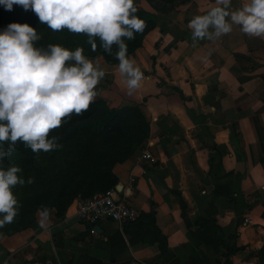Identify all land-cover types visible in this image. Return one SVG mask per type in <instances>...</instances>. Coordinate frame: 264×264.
Masks as SVG:
<instances>
[{
	"label": "crops",
	"instance_id": "0c3cea01",
	"mask_svg": "<svg viewBox=\"0 0 264 264\" xmlns=\"http://www.w3.org/2000/svg\"><path fill=\"white\" fill-rule=\"evenodd\" d=\"M215 3L145 6L156 23L130 55L143 73L131 92L119 64H105L101 96L115 107L138 104L150 122L146 145L113 167L117 196L139 218L92 228L75 198L63 211L39 212L34 225L0 231V264H261L264 36L234 25L194 41L190 19ZM145 150L154 161L140 159Z\"/></svg>",
	"mask_w": 264,
	"mask_h": 264
},
{
	"label": "clouds",
	"instance_id": "9594fccd",
	"mask_svg": "<svg viewBox=\"0 0 264 264\" xmlns=\"http://www.w3.org/2000/svg\"><path fill=\"white\" fill-rule=\"evenodd\" d=\"M231 4L232 0H216L203 14L193 16L188 24L192 39H216L234 25L250 36H264V0H246L239 8ZM0 5L6 10L14 5L30 9L54 31L85 33L93 51L96 37L106 51L117 45L119 71L129 92L140 86L143 73L127 55L124 40L145 27L144 19L136 15L135 0H0ZM39 39L37 28L27 22H11L0 30V162L18 140L34 152L61 147L49 133L65 118L90 107L105 75L82 46L71 49L55 43L45 48L36 44ZM20 171L18 165L0 166V227L18 211L13 187L25 183ZM43 215H48L47 209Z\"/></svg>",
	"mask_w": 264,
	"mask_h": 264
},
{
	"label": "trees",
	"instance_id": "16d2710c",
	"mask_svg": "<svg viewBox=\"0 0 264 264\" xmlns=\"http://www.w3.org/2000/svg\"><path fill=\"white\" fill-rule=\"evenodd\" d=\"M147 1L158 12L175 8V0H165V3L162 0ZM137 9L136 15L144 19L148 26L138 37L137 44L128 48L129 57L156 23L154 14L149 15L146 10ZM37 18L29 9L19 16L17 22L29 23ZM13 21L11 12L0 10V30ZM65 29L66 42L69 43L76 32ZM131 39L125 37V42L129 45ZM97 40L100 42L99 37ZM36 44L46 48L54 42L40 37ZM64 44L61 45L68 47ZM116 47L113 44L112 51ZM110 61L119 64L118 59L111 58ZM88 109L87 113L86 110L79 115L73 113L58 128L51 130L49 136H55L56 143L61 147L34 152L18 140L13 152L0 162V166L5 168L18 165L21 169L18 175L23 176L25 181L13 187L18 211L10 223L0 227V231L8 234L20 231L35 224L37 210H49L52 207L59 210L63 202L68 206L75 198L110 189L107 188L109 182L111 188L115 187L114 165L142 149L148 142L150 122L138 104L112 108L104 100H94ZM4 144L7 147L8 142ZM31 171L34 175L29 174ZM29 178L32 179L31 183H28ZM258 255L261 264H264V244Z\"/></svg>",
	"mask_w": 264,
	"mask_h": 264
},
{
	"label": "rangeland",
	"instance_id": "374dc122",
	"mask_svg": "<svg viewBox=\"0 0 264 264\" xmlns=\"http://www.w3.org/2000/svg\"><path fill=\"white\" fill-rule=\"evenodd\" d=\"M135 2H136L137 8L146 10L149 13V15L154 14V13L148 11L147 9H145V6L150 5V3L147 0H135ZM162 2L165 3V0H162ZM166 6H167V8L170 7V5H166ZM0 10H5V11H8V12H11L14 15V21L13 22H17V19L19 18V16L21 14H23L24 11H26L20 5H14L12 10H6L3 5H0ZM29 24H31V25H33L34 27L37 28V31L40 34V37L48 38L52 42H54V44L55 43H59V44L66 43L67 46L69 48H71V49H75L78 46H82L83 49H84V54L88 58L92 59L94 61V63H96L97 66L100 67V68L105 69V64H108V66L115 64L114 62H112L110 60H111V58L112 59H117L116 52L118 50V46L116 47V49H114V51H112V50H111V52L106 51L101 46V43L97 40V37H96L95 39H96V42H97V47L93 51L92 47H91V44L88 41V36L85 33H77L76 32V35L72 36L71 42L68 43V42H66L67 33H66V29L65 28L61 29L59 31H54L50 27H48L46 24L41 23L38 18L36 20H33V21L29 22ZM147 26H148V24L147 25L145 24L144 28H146ZM144 28H143V30H144ZM143 30L135 32L134 38L131 39V42L129 43V45L127 44V42H125L127 44V50H128V48H130V47L134 46L135 44H137L138 37L142 34ZM124 40H125V38H124ZM102 50H103V52L105 50V52L103 53ZM105 85H106L105 82L101 81V80L96 85V89H97L98 95L95 98V100H104L107 103V105H109L110 107L119 108V107H115V106L110 105L108 103L107 99L105 97L101 96L100 91H101V89L103 87H105ZM125 105H136V103H128V104H125ZM125 105H123V106H125ZM120 107H122V106H120ZM88 110L89 109H87L85 112L87 113ZM139 150L140 149H138V151ZM29 174H33L34 175L33 171L29 172ZM21 177L23 178V176H21ZM107 188H111V182H109ZM94 194H96V193H94ZM94 194H92V195H94ZM66 207H67L66 204L63 202L60 205V207H58V209H59V211H63ZM52 208H55V207H52ZM39 212H44V210H37V214Z\"/></svg>",
	"mask_w": 264,
	"mask_h": 264
},
{
	"label": "built area",
	"instance_id": "2783aa9c",
	"mask_svg": "<svg viewBox=\"0 0 264 264\" xmlns=\"http://www.w3.org/2000/svg\"><path fill=\"white\" fill-rule=\"evenodd\" d=\"M140 159L155 160L154 156L147 150L143 152ZM77 210L81 220L88 223L92 228L102 219L131 223L139 218L138 210L126 200L118 197L115 188L88 197H78ZM245 221H249V218L245 217Z\"/></svg>",
	"mask_w": 264,
	"mask_h": 264
},
{
	"label": "water",
	"instance_id": "95a60500",
	"mask_svg": "<svg viewBox=\"0 0 264 264\" xmlns=\"http://www.w3.org/2000/svg\"><path fill=\"white\" fill-rule=\"evenodd\" d=\"M120 188V187H119Z\"/></svg>",
	"mask_w": 264,
	"mask_h": 264
}]
</instances>
